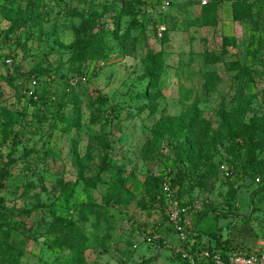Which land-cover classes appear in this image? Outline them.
I'll list each match as a JSON object with an SVG mask.
<instances>
[{
    "label": "rangeland",
    "instance_id": "obj_1",
    "mask_svg": "<svg viewBox=\"0 0 264 264\" xmlns=\"http://www.w3.org/2000/svg\"><path fill=\"white\" fill-rule=\"evenodd\" d=\"M112 2L0 0V76L9 78L0 80V168L11 165L0 187V211L26 223L24 232L15 230L9 239L11 247L23 250L19 264H57L67 253L53 246L64 223L45 215L39 204L56 206L59 218L73 221L88 237L84 264H193L184 242L206 248L221 232L235 245L233 251L247 253L238 248L242 239L264 242L262 178L231 177L228 181L237 188L231 208L225 180L210 179L200 187L178 184L186 191L181 201L197 202V212H210L184 240L149 203L144 187L148 177L157 182L174 175L170 144L164 141L160 148L152 142L161 116L187 119L196 105L216 128L219 108L236 109L250 93L254 99L249 115L264 114V0H249L251 23L234 21L230 1L219 0L208 24L200 0H145L146 8L136 7L119 23V35L130 27V43L118 47L113 45L117 40L108 39L113 48L107 62L89 61L79 83L68 79L76 26L87 15L104 19V6ZM19 10L34 11L25 26L8 33ZM162 25L165 30L158 36ZM148 51L163 59L156 86L150 89L156 98L151 113L149 99L142 96L147 92ZM30 95L36 104L28 102ZM75 95L80 126L68 130L65 117L75 116ZM100 95L105 102H99ZM5 109L12 116L7 127ZM98 136L109 147L98 143ZM244 152L238 150L239 160ZM224 154L222 145L215 161ZM75 158L86 162L78 165ZM256 158L264 160V151H256ZM114 165L122 169L124 186L134 195L126 202L122 195L104 198ZM79 168L85 177L98 175L94 187L77 176ZM59 180L75 183L69 198L61 193ZM93 205L101 207L100 213L81 216L83 208ZM31 207L29 216L23 213ZM212 210L228 215L216 216Z\"/></svg>",
    "mask_w": 264,
    "mask_h": 264
},
{
    "label": "trees",
    "instance_id": "obj_2",
    "mask_svg": "<svg viewBox=\"0 0 264 264\" xmlns=\"http://www.w3.org/2000/svg\"><path fill=\"white\" fill-rule=\"evenodd\" d=\"M219 0H211L205 5H201V15L204 19V24L210 22L211 10L216 6ZM230 1L231 18L234 21H253V10L249 0H228ZM145 0H113L108 6H104L106 12L105 18L99 16L87 15L84 16L74 30V37L69 46L70 55L68 58L69 76L68 79H76L78 81L84 76L83 70L87 62L92 61L97 63H106L109 58V52L113 46L109 44L108 39L117 40L116 46L125 47L130 43L129 29L119 35V23L124 15L132 14L136 7H144ZM146 8V6H145ZM34 11V10H33ZM31 10H19L15 20L11 22L7 32L12 33L16 28L25 26L33 14ZM32 13V14H31ZM104 14H102L103 16ZM18 19V21H17ZM264 55V54H263ZM146 69L144 78L147 80V92H143L142 96L149 99L150 113L155 110L156 98L152 95L151 90L156 86L157 78L163 69V59L161 54L148 51L145 57ZM264 60V57H262ZM6 63V60H5ZM7 66H10L6 63ZM8 77H1L0 80H8ZM28 102L36 104V99L33 96L26 98ZM99 102H105L106 98L103 95L97 97ZM254 94H248L238 105L236 109L227 110L225 107H220L217 112V125L212 128L210 123L202 117L200 111L194 105L188 112V118L161 116L159 126L153 131L152 142L156 147H162L163 142L167 141L171 146V154L173 157L172 170L173 177L167 181L154 182L150 177L145 181V195L150 200L154 209L161 210V214L166 217L163 211L164 195L162 185L168 183L173 197L181 204H189L180 200V196L186 191L178 184L190 183L191 186H203L210 179L216 180L220 178L228 183V192L230 193L227 204L231 208V201L234 200L237 193V188L234 187L228 180L235 175H253L254 180L262 178L264 180V160L256 158V151H264V114L253 113L251 111ZM75 116L66 118L68 130L75 125L80 126V103L75 95ZM145 107V106H144ZM5 114V126H11L12 116L9 110H3ZM41 116V115H40ZM127 117V116H126ZM43 119L38 117V120ZM98 143L103 147H109L108 140L98 136ZM73 146L77 145L76 140L72 142ZM225 147V154L218 161L214 157L219 154V148ZM244 149L245 156L243 160H239L238 150ZM76 159V158H75ZM82 160V159H81ZM76 159L75 163L80 165L86 162L85 160ZM79 161V163H77ZM226 167V172L220 169V166ZM10 163L0 168V187L3 186V180H6L10 175ZM226 173V174H225ZM85 185L94 187L96 185V177H85L83 169L79 168L77 175ZM258 180V182H259ZM163 182V183H162ZM125 178L122 169L119 166H112L110 169V178L104 192V198L110 200L122 195L124 202L132 198L133 193L129 192L124 186ZM61 193L69 198L75 191V183L58 181ZM255 195V194H251ZM45 211V215L52 217L54 220H60L64 223L63 233L59 234L54 241V249L63 250L67 253L62 255L57 264H84L83 251L87 247L88 237L83 235L76 223L71 220H63L56 213L54 205H37ZM37 207H35L36 209ZM95 208V210H93ZM100 206H91L83 208L81 216H87L93 211L100 213ZM33 208H26L23 213L30 215ZM210 212L202 211L194 214L193 227L194 229L188 235L192 236L196 230V224L206 214ZM211 213L218 215L223 212L212 210ZM44 216V215H43ZM25 231L26 223L21 220H10L0 211V264H19L23 255L21 248H14L9 245V239L13 232ZM215 244L198 247L195 243L187 244L184 242V250L193 261V264H210L211 257L214 253H219L222 258L228 260L230 252L233 251L230 247L229 240L221 239L220 233L217 234ZM86 241V242H85ZM189 242V240H188ZM201 251H206L208 255H202ZM259 250L248 253H256ZM60 257V256H59Z\"/></svg>",
    "mask_w": 264,
    "mask_h": 264
},
{
    "label": "built area",
    "instance_id": "obj_3",
    "mask_svg": "<svg viewBox=\"0 0 264 264\" xmlns=\"http://www.w3.org/2000/svg\"><path fill=\"white\" fill-rule=\"evenodd\" d=\"M211 0H200L201 5L207 4ZM165 27L159 26L157 28V35L161 36ZM6 63L10 65L11 60L6 59ZM222 171L226 172L224 165L220 166ZM226 174V173H225ZM256 181L259 179L256 178ZM162 192L164 195L163 211L166 215L167 222L172 225L178 237L184 240L187 235L194 229L193 221L194 214L198 211L199 205L197 202L189 204H181L177 199L173 197L172 191L169 188L167 182L162 185ZM150 241V238H147ZM203 255H208L207 252H203ZM210 264H264V242L261 244L259 252L256 253H241L234 252L229 255L228 260L221 257L219 253H214L211 257Z\"/></svg>",
    "mask_w": 264,
    "mask_h": 264
},
{
    "label": "crops",
    "instance_id": "obj_4",
    "mask_svg": "<svg viewBox=\"0 0 264 264\" xmlns=\"http://www.w3.org/2000/svg\"><path fill=\"white\" fill-rule=\"evenodd\" d=\"M221 234V239L222 240H225L227 238V236H223L222 232L220 233ZM243 243L240 244V247H242L243 249L247 250V252H254V251H257L261 248V244L263 243V241H255V240H249V239H242ZM230 247H234L235 245L232 243L230 245V241H229V244H228ZM235 251H232L230 253H234ZM242 253V252H241Z\"/></svg>",
    "mask_w": 264,
    "mask_h": 264
}]
</instances>
